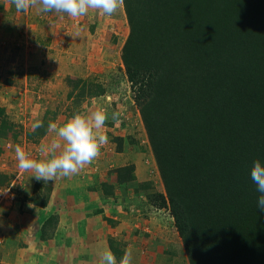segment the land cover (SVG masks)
<instances>
[{
	"label": "trees",
	"instance_id": "1",
	"mask_svg": "<svg viewBox=\"0 0 264 264\" xmlns=\"http://www.w3.org/2000/svg\"><path fill=\"white\" fill-rule=\"evenodd\" d=\"M124 9L121 60L165 189L154 204L170 211L189 264H264L250 176L264 163V0H124ZM65 83L77 102L104 92L81 78ZM4 112L0 139L17 138ZM56 115L47 110L26 140L45 137ZM114 139L120 152L124 138ZM115 172L119 184L136 180L134 165ZM11 180L0 173V187ZM109 247L119 261L123 252Z\"/></svg>",
	"mask_w": 264,
	"mask_h": 264
},
{
	"label": "rangeland",
	"instance_id": "2",
	"mask_svg": "<svg viewBox=\"0 0 264 264\" xmlns=\"http://www.w3.org/2000/svg\"><path fill=\"white\" fill-rule=\"evenodd\" d=\"M128 34L124 7L112 16L90 9L74 20L36 8L18 12L11 0H0V108L19 132L0 139V173L20 182L15 204L0 205V264H100L110 242L123 254L131 246L133 264H189L170 211L154 204L165 189L121 60ZM68 76L104 92L77 102L67 96ZM47 110L58 125L95 110L109 119L97 130L108 136L97 159L76 175L44 182L18 168L15 147L48 158L41 148L59 139L55 133L35 142L25 136ZM117 137L124 138L120 152ZM127 165L136 180L119 184L115 171Z\"/></svg>",
	"mask_w": 264,
	"mask_h": 264
},
{
	"label": "clouds",
	"instance_id": "3",
	"mask_svg": "<svg viewBox=\"0 0 264 264\" xmlns=\"http://www.w3.org/2000/svg\"><path fill=\"white\" fill-rule=\"evenodd\" d=\"M11 3L18 12L36 8L41 14L61 13L74 20L87 16L90 9L101 16H112L124 7V0H11ZM70 35L75 39L79 37V32ZM119 117L120 114L114 111L112 120L119 122ZM108 119L106 110H95L90 116L75 113L62 125L49 122L47 131L55 133L59 139H52L46 148H41V151L49 152L48 158L34 159L18 144L15 147L18 168L30 172L37 181L44 182L78 174L99 157L101 148L108 143L106 134H97V130L106 126ZM42 126V122L37 121L32 125V131ZM250 176L259 194L257 208L264 212V163L261 160L253 162ZM100 264H133V249L131 246L126 248L119 261L110 249H104L100 255Z\"/></svg>",
	"mask_w": 264,
	"mask_h": 264
},
{
	"label": "built area",
	"instance_id": "4",
	"mask_svg": "<svg viewBox=\"0 0 264 264\" xmlns=\"http://www.w3.org/2000/svg\"><path fill=\"white\" fill-rule=\"evenodd\" d=\"M19 185L20 182L17 177L12 179L6 187L0 188V205L4 207H12L15 204L16 191L20 189ZM5 192L7 194H4Z\"/></svg>",
	"mask_w": 264,
	"mask_h": 264
},
{
	"label": "crops",
	"instance_id": "5",
	"mask_svg": "<svg viewBox=\"0 0 264 264\" xmlns=\"http://www.w3.org/2000/svg\"><path fill=\"white\" fill-rule=\"evenodd\" d=\"M53 137H56V135H54ZM57 214L60 216L61 218V211L60 210H57Z\"/></svg>",
	"mask_w": 264,
	"mask_h": 264
}]
</instances>
